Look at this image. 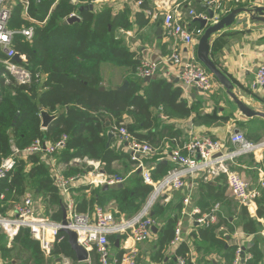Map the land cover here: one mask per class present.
I'll list each match as a JSON object with an SVG mask.
<instances>
[{"label":"trees","instance_id":"trees-1","mask_svg":"<svg viewBox=\"0 0 264 264\" xmlns=\"http://www.w3.org/2000/svg\"><path fill=\"white\" fill-rule=\"evenodd\" d=\"M91 1L77 0V3H73L72 0L39 2L29 0L26 11L21 4L13 7L10 28L34 26L33 40L28 42L21 36H16L15 49L26 55L33 70L45 72L46 78L41 83L19 85L12 78L6 83L0 70V164L12 153V143L20 149L15 156L12 170L6 177L0 178V195L4 194V198H0L1 214H6L10 203L19 199L25 191L31 190L44 201L46 212L52 211L50 215L52 220L56 222L62 220L61 207L64 205V198L55 183L50 165L41 154L23 151L35 140L55 142L64 134L67 136L65 147L54 155L57 162L67 165L63 172L65 176L81 172L85 166L70 164V161L73 158L85 157L99 161L106 174H116L112 167L113 162L122 160L123 167L127 170L132 162L129 153L113 146L114 137L107 144L108 131L111 127L106 123L115 120L118 124L125 121L126 116L130 119L126 123V129L130 134L138 141H146L159 148L158 153L148 159L155 165L151 170V176L154 180H159L172 167L171 162L165 161L162 157L160 150L162 141L164 138H177L179 133L170 125L161 126V119L154 109L162 107L164 114L170 118H185L192 112H199L200 104L189 105L182 97V87L178 86L174 79L154 75L145 82L136 75V70L141 65L140 60L115 36L118 29L132 28L130 9L124 7L114 13L112 7L105 4L98 9L93 7L92 10L79 11L80 6L90 4ZM140 7L143 10L147 9L148 1L142 0ZM72 12L78 14L80 21L65 24L64 20ZM148 20L147 17H143L142 12L135 14V23L139 26H143ZM193 24L197 25L196 20ZM218 40L214 43L212 55L217 50V45H221L219 50L223 46V42L218 43ZM104 62L128 69L125 76L128 81L126 89L117 90L103 86L100 65ZM42 110L56 114V118L44 129L41 126ZM198 115L205 119L203 121L207 124L222 123L231 118L230 116L220 118L213 113ZM238 124L244 126L242 122ZM244 134L248 140L254 142L259 140L264 136V121L250 127L247 125ZM233 149L234 146L231 147V150ZM248 156L250 160L246 165L256 166L255 160L250 154ZM241 158H237L230 168L238 170L236 163ZM87 168L91 170L92 167ZM253 172V176L256 177V170ZM128 173L120 187L103 189L102 186H83L82 188L89 189L91 196L89 200L81 199L77 203V210L91 211L94 205L103 206L114 201L119 214L125 216L135 214L151 192L152 186L143 182L139 171ZM210 182L201 179L200 185L204 186L206 194L201 207H198L200 213L196 216L209 211L216 203L229 204L224 195L226 190L224 175L221 174L214 179L213 184ZM257 203L256 215L262 219V224L250 217L245 206L240 207V221L236 224L229 222L228 217L223 218L220 215L217 223L209 225L196 223V229L190 233L194 250L206 254L215 252L220 254L221 259L198 260L195 264H229L232 261L236 245L221 237L223 234L221 231L216 232L222 224L227 226L229 232H233L237 226L244 232L252 234L264 230V195L257 199ZM152 211L154 217L160 218L161 226L151 261L176 264L174 255L166 256L164 251L174 237L179 214H167L168 207L160 203H156ZM3 237V235L0 237V242L3 241ZM13 240L25 248L30 247L35 253L41 251L39 242L30 237L26 228H20ZM110 242L115 247V255L119 259L123 249L115 246V237H110ZM188 248L187 243L182 242L175 249V254L184 255ZM249 251L252 257L246 264H263L264 250L258 245L257 240ZM51 254L57 256L62 254L76 259L65 233L59 231L56 232V242ZM90 259L91 264H98L95 252H91Z\"/></svg>","mask_w":264,"mask_h":264},{"label":"built area","instance_id":"built-area-1","mask_svg":"<svg viewBox=\"0 0 264 264\" xmlns=\"http://www.w3.org/2000/svg\"><path fill=\"white\" fill-rule=\"evenodd\" d=\"M39 2L40 0H35ZM214 12L212 22H216L224 15L225 3L237 0H203ZM142 0H137L132 4V0H92L93 7H100L108 4L113 9H122L126 5L140 7ZM21 4L23 10L26 11L29 0H0V70L1 75L8 83L12 78L17 84H31L40 82L46 78V73L42 70H33L27 60L25 54L16 51L14 40L16 36H21L24 41L31 42L34 37V26H22L18 29L9 27V21L13 7ZM157 10H163V27L164 32L173 37L176 41L185 45L184 50H174L169 55L164 56L161 62L145 61L141 62L140 67L136 70V75L140 79L152 77L156 75L160 64L173 66L177 70V79L181 86L186 88H195L201 91H208L212 87L213 75L199 62L196 55L197 44L203 29L191 28L180 11L168 7L163 9L155 2ZM117 11V10H116ZM148 15L155 13L153 10H146ZM24 15V14H23ZM77 15L72 12L69 16ZM191 18L196 15L193 10L189 11ZM68 16V17H69ZM27 19H30L26 16ZM18 54L19 61L14 60V56ZM254 83L256 86L264 85V60L260 63L254 73ZM158 116L162 120L169 117L163 113L162 107H158ZM110 132L115 138L116 148H122L130 154V161L134 167V171H139L145 184L151 185L152 190L148 194L146 200L140 209L133 215L125 216L119 214L117 208L112 209L109 206L94 205L92 210L79 212L77 210V202L71 198V188L81 183L92 184L94 181L92 171L86 172L82 168L81 172L76 175L65 176L64 170L66 164L55 163L54 159L47 160L46 163L52 166V175L57 184L66 204V224L62 225V220L56 222L54 220H45L35 218L36 207L33 194L25 192L19 199L13 201V206L6 214L0 213V227L8 240H13L19 233L20 228L29 230L30 237L39 242L40 249L46 253H51L54 243L56 242V232L62 226L74 231L77 235V242L87 252H95L97 254L98 264H137V247L136 244L149 241L152 236V228H158L161 222L152 215L153 207L157 201L164 202L167 200L169 193L181 191L186 186V179L201 173V179L204 182H210L223 174L225 177L226 191L230 197L236 199L240 205L246 208L252 206L256 211L258 208L257 199L264 195V166L260 165V160L264 153V136L257 141L248 140L245 134L238 130L230 135V143L234 146L233 150H225L223 142L212 140L208 137H193L187 142L177 145L168 153L167 161H170L172 167L159 179L154 180L151 176V170L155 168L148 159H151L159 151L158 147L146 141H138L126 129V122L116 123L112 120ZM67 136L64 134L55 142L35 140L31 145L24 148L23 151L36 152L46 156H52L60 153L66 145ZM12 153L2 160L0 164V178L7 176L15 164V156L20 149L13 143L11 145ZM217 153L220 155L215 156ZM252 155L258 164L255 167L257 175L253 179H247L237 170L231 169L235 160L244 155ZM90 159L73 158L70 164L74 162H84ZM94 161V160H93ZM149 163V165H147ZM92 164V163H91ZM94 164H100L99 161ZM100 184H122L124 177L114 174H103L99 171ZM4 198V194L0 195ZM189 202L186 196L182 203L181 214H187L193 218V223L209 225L215 222L219 204L216 203L209 211L200 213L195 208L186 212L185 206ZM50 214L52 213L49 210ZM51 218V216H50ZM48 229L52 230L49 236ZM120 236L119 246L123 252L118 259L113 256L110 250V237ZM186 242L183 237L182 220L178 219L174 237L169 242V248L175 250L177 246ZM184 255L174 254L176 264H195L192 244ZM249 247L243 242H237L234 251V257L229 264H245L252 254ZM90 257V256H89ZM88 264L91 260L88 258Z\"/></svg>","mask_w":264,"mask_h":264},{"label":"crops","instance_id":"crops-1","mask_svg":"<svg viewBox=\"0 0 264 264\" xmlns=\"http://www.w3.org/2000/svg\"><path fill=\"white\" fill-rule=\"evenodd\" d=\"M137 0H132V4ZM148 7L147 9H142L137 6L126 5L130 9V21L132 22L131 29H118L115 32V36L120 39L121 43L135 53V57H137L140 62L151 61V62H161L164 56L169 55L174 50H184L185 45L180 41H176L173 37L167 35L164 32L163 27V10H157L155 7V2L163 9L171 7V9L180 11L184 17V21L190 25L191 28H198L199 23L195 26L193 21L198 16H205L206 11H204L199 1L204 3L203 0H147ZM74 3V0H72ZM255 7H263L264 9V0H237V1H229L225 3L224 15L228 14L235 8H248L249 10L254 9ZM95 9H98L95 8ZM117 10V11H116ZM121 9L112 8L114 13L119 12ZM146 10L155 11L154 14L148 15ZM193 10L196 17L191 18L189 15V11ZM138 12L143 13V17H147L149 20L143 26H139L135 23V14ZM76 13V12H75ZM77 14V13H76ZM78 15V14H77ZM264 15V13H263ZM239 22L232 24L229 27L222 29L221 31L216 32L210 37V45L211 51L214 48V43L218 40V43L223 42V46L219 50L220 46L217 45V50L211 53V58L217 62V66L228 76L233 84L232 91L237 95V97L243 101L248 107L253 109L254 111L264 112V85L256 86L254 83V73L260 63L264 60V21H257L252 19L248 13H241L238 15ZM143 20V19H142ZM194 25V26H193ZM216 42V43H217ZM110 70V72L104 71V69ZM101 75L103 78V86L105 87H117L118 78H120V74L123 75L121 83H123L126 79L125 76L128 74V69L126 67L115 66L112 63L104 62L100 65ZM121 70V72L119 71ZM157 77H163L165 79H174L175 83L178 86H181V83L177 79V70L173 66H168L164 64H160L158 71L156 73ZM144 80V79H141ZM145 81V80H144ZM146 82V81H145ZM120 85V84H119ZM182 87V86H181ZM182 97L187 100L188 104L199 103V112H192V114L185 118H168L167 120L161 119V126L170 125L173 127V130H177L179 135L177 138H164L161 144V154L164 160L167 159L168 153L173 150L177 145L187 142L189 139L193 137H208L212 140H218L223 142L225 145V150H231L233 145L230 143V135L236 130H241L243 133L246 131L247 125L250 127L252 124L258 125L260 122L264 121V118L260 116H255L248 118L243 115L235 105L232 98L227 93L226 89L220 84L214 77L212 80V87L208 91H201L195 88H186L182 87ZM160 107V106H159ZM158 107L154 109L156 115L158 114ZM164 113V112H163ZM199 113H204L206 115H210L213 113L217 117H231L230 120H225L226 122L217 123V124H207L200 118ZM125 122L127 123L130 119L124 116ZM255 119V120H252ZM238 122H242L244 126H240ZM112 121L110 122L111 126ZM110 130L108 131V134ZM113 137V136H112ZM113 143L115 144V138ZM126 151V150H125ZM127 152V151H126ZM128 153V152H127ZM251 158L253 159L252 155ZM126 160V159H125ZM246 160H250L249 156L246 157ZM122 161V160H121ZM121 161H115L112 164V167L123 166ZM128 163L129 161L126 160ZM245 161V157H242L240 161L236 163V165L253 169L255 170L254 165L247 166ZM260 165L264 166V156L260 160ZM258 164H256L257 166ZM125 166V165H124ZM132 166L130 163L129 167ZM86 167V165H85ZM83 168V167H82ZM132 172V169L130 173ZM242 174V173H241ZM97 177V174L93 175ZM201 173L198 175H194L193 177H188L186 179V186L181 191H174L175 194H169L167 200L161 202L160 204L168 207V213L170 215L180 214L182 207H184L182 200L188 196L190 204L188 207L190 209H199L200 205L203 203V199L205 198L206 190L204 186L200 185L201 182ZM97 177L96 179H98ZM99 182V181H97ZM211 184L214 182L211 181ZM98 183H95V185ZM88 184L81 183L78 186L71 188L73 192V196L71 193V198L76 202H80L81 199L89 200L91 193L89 189L82 188ZM103 188V185H101ZM33 193V197H34ZM224 195L226 196V201H229L225 204H219L217 211V218L214 223L219 221L220 217L229 218V222H232L230 216H225V213H232L233 208H231V198L225 190ZM182 197V198H181ZM37 198V197H36ZM181 198V199H180ZM40 200L41 198L35 199ZM109 206L112 209L116 208V204L114 201H110L109 203L103 205ZM242 206V205H241ZM240 206V207H241ZM252 207V206H251ZM181 209V210H180ZM180 210V211H179ZM190 210V211H191ZM248 210V208H247ZM254 211V215L251 214V211L248 210L249 215L253 218L254 221H258L262 224V219L257 217L256 211ZM189 217V215H187ZM240 216V208L238 210V218ZM163 218V217H162ZM179 218H183L180 217ZM255 218V219H254ZM160 219V218H159ZM191 223L193 226H191ZM183 224V222H182ZM184 225V226H183ZM182 225L183 229V237L187 244L191 243L190 233L191 231L196 229L195 223H193L192 218H188L184 220V224ZM188 225L191 226L188 228ZM161 226V225H160ZM159 226V227H160ZM159 227L156 229V232L152 233L149 241L141 242L136 244L137 250H139L141 256V263L139 264H163L161 262H153L151 261V256L155 252V243L158 237ZM227 226L222 224L219 228L216 229V232L221 230H225ZM228 229V228H227ZM185 230H188L189 233L184 235ZM221 237H224L227 241L231 242L230 235L226 232L221 231ZM240 232L241 238L243 242L250 249L254 243V237L257 234L264 235V230H259L257 233H246L242 230L240 226L235 227L232 232L233 236H237ZM4 238V237H3ZM237 238V237H236ZM263 239V238H262ZM263 242V241H262ZM258 241V245L263 248L264 245L261 246V243ZM150 243V244H149ZM0 246V264H88V261H78L77 259H73L71 257H67L64 255H54V254H46L43 251H39L35 253L30 247H23L19 242L14 240H8L5 238L3 243ZM263 244V243H262ZM189 246V245H188ZM113 252V256L115 257V251ZM115 252V253H114ZM193 253L195 257V262L198 260H219L221 259L220 254L215 252H210L206 254L205 252H196L193 248ZM175 254V250L166 247L164 251V255L172 256ZM91 255V252L89 256ZM211 256L212 258H210ZM90 259V257H89ZM91 260V259H90ZM114 264V261H112ZM247 263V262H246ZM245 263V264H246ZM117 264V263H116Z\"/></svg>","mask_w":264,"mask_h":264},{"label":"water","instance_id":"water-1","mask_svg":"<svg viewBox=\"0 0 264 264\" xmlns=\"http://www.w3.org/2000/svg\"><path fill=\"white\" fill-rule=\"evenodd\" d=\"M201 8L206 11L205 16H198L195 18V20L199 23V27L203 29V33L199 38L197 49H196V55L199 62L207 68V70L215 77V79L223 85V87L226 89L229 96L234 101L235 105L237 106L238 110L245 115L248 118L260 116L264 118V112L261 111H254L250 107H248L243 101H241L237 95L232 91L233 84L231 80L228 78V76L217 66L215 61L211 58V45H210V37L215 34L218 31H221L222 29L231 26L234 23L239 22L238 15L241 13H248L252 19H255L257 21H264V9L263 7H255L252 10H249L248 8H235L232 11H230L228 14L222 15L216 22H212V19L214 17V12L209 6L205 3H202L199 1ZM83 9H93V4H87L82 5L79 7V11ZM79 22L80 17L78 15H72L67 17L64 20L65 24H72L74 22ZM14 60L19 61V56L16 54L14 56ZM152 77H145V81H149ZM128 85V81L125 80L122 85L115 87L117 90H124L126 89ZM56 118V114H50L45 110H42L41 112V126L42 128H46L51 121H53ZM106 125H110V121L106 123ZM236 130L235 132H237ZM112 133L110 132L108 134V140L107 144L110 143V140L112 138ZM128 152V151H127ZM129 153V152H128ZM220 155V153H217L215 156ZM264 156V153H263ZM166 161V160H165ZM149 165V163H147ZM101 173H104V170L101 169ZM122 184H113V185H103V189H108L109 187L116 188L120 187ZM62 225L66 224V204H64L62 207ZM253 207H248V210L251 211V214L254 215V211L252 210ZM153 215V213H152ZM255 219V218H254ZM156 227L152 228L153 232H156ZM59 232L65 233L67 237V242L71 248V250L74 252V255L78 261H87L89 258L88 252L77 242V235L74 231L68 229L65 226H62L59 229ZM115 246L119 247V236L117 235L115 238Z\"/></svg>","mask_w":264,"mask_h":264},{"label":"rangeland","instance_id":"rangeland-1","mask_svg":"<svg viewBox=\"0 0 264 264\" xmlns=\"http://www.w3.org/2000/svg\"><path fill=\"white\" fill-rule=\"evenodd\" d=\"M171 1V0H170ZM74 3H77V0H74ZM95 8H97L96 6H95ZM104 71H105V73L106 72H110V70L109 69H107V67L104 69ZM120 72H121V70H119ZM124 75V74H123ZM123 75H119L120 76V78H118V82H117V84H118V86H120V85H122L123 83H121V80H122V77H124ZM40 83H41V81H40ZM120 84V85H119ZM57 108H59V106H57ZM44 129V128H43ZM242 157H245V161H248V160H246V157H247V155H244V156H242ZM50 159H54V161H55V163H59V162H57V158L54 156V155H50V156H46V159H44L45 161H47V160H50ZM94 162H96V161H93V160H90V162L88 161V160H86V161H84V162H79V161H77V162H74V164H78V165H82V166H85L86 165V167H85V171L86 172H89V171H92L94 174H97V172L99 171L100 173H101V166H100V164L98 165V167H97V165L96 164H94ZM92 163V164H91ZM119 163H122V161L121 162H119ZM92 167L91 168V170H87L88 168L87 167ZM51 168H53L52 166H50ZM237 168H238V172L241 174H243L247 179H253V178H255L254 176H253V171H255V170H253V169H248V168H244V167H241V166H238L237 165ZM131 169H132V172H134V167L133 166H130V167H128V170L127 169H125V167H123V166H118V167H115V170H116V174H114V175H116V176H119V177H127V175L129 174L128 172H130L131 171ZM131 172V173H132ZM103 174H105V172L103 173ZM97 177H95V179H96ZM95 183H98V184H96L95 185ZM88 185H90V187H99V186H101V185H103V184H100L99 182H97V181H95V182H93L92 184H88ZM25 192H31L32 194H33V191H31V190H27V191H25ZM70 193H72V195H73V192L71 191ZM170 194V193H169ZM171 194H175L174 192H171ZM74 196V195H73ZM21 197V196H20ZM19 197V198H20ZM36 195H34V201H36L35 199H37V198H39V197H37ZM75 197V196H74ZM182 198V197H181ZM180 198V199H181ZM229 198H231V197H229ZM16 201V200H15ZM76 201V200H75ZM157 203H160V201H157ZM189 204H190V201L188 202V204L185 206V208H186V212H189L191 209H190V207H188L189 206ZM10 205V207H9V209L7 210V212L8 211H10L11 209H12V206H13V203H10L9 204ZM240 203L236 200V199H234L233 197L231 198V208H233V212L232 213H225V216H230V219H231V221H232V223L233 224H236L237 222H239L240 221V219L238 218V210H239V208H240ZM35 207H36V212H35V214H34V216H35V218H39V219H45V220H50L51 218H50V212H46V210H45V203H44V201L41 199V201L40 200H37L36 201V203H35ZM6 212V213H7ZM179 216L180 217H183L181 220H182V222H183V224H184V220L185 219H188L189 217L187 216V214H184V215H182L181 214V212H180V214H179ZM193 219V218H192ZM253 219V218H252ZM52 220V219H51ZM160 221V220H159ZM216 221V220H215ZM182 224V225H183ZM199 225H204V224H199ZM184 226V225H183ZM191 226H193V224L191 223ZM191 226H189L188 225V228H190ZM221 231H223V232H226L227 233V231H228V229L227 228H225V230L223 229V230H221ZM187 232L189 233V231L188 230H185V232H184V235L185 234H187ZM229 235H230V240H231V244H234V245H236V243L237 242H241L243 239L241 238V235L242 234H240V232L237 234V236H233V237H231V235L233 234L232 232L231 233H228ZM2 235L4 236V238H3V240H5V238H6V236H5V234L3 233V230L1 229V227H0V237H2ZM237 237V238H236ZM116 238V237H115ZM263 238V239H262ZM7 239V238H6ZM254 240H257V241H259V242H262L261 243V246L262 245H264V235H262V234H257L255 237H254ZM1 243H3V241H1L0 242V246L2 245ZM119 243H121L120 242V236H119ZM150 244V243H149ZM138 248V247H137ZM235 248H236V246H235ZM41 250V249H40ZM110 250L111 251H115V247L113 246V244H111L110 245ZM42 251V250H41ZM113 253V252H112ZM115 253V252H114ZM140 253L141 252H139V250H137V256H136V260H137V264H139V263H141V256H140ZM114 255V254H113ZM210 258H212L211 256H209ZM114 264H116V263H114ZM263 264H264V262H263Z\"/></svg>","mask_w":264,"mask_h":264},{"label":"bare ground","instance_id":"bare-ground-1","mask_svg":"<svg viewBox=\"0 0 264 264\" xmlns=\"http://www.w3.org/2000/svg\"><path fill=\"white\" fill-rule=\"evenodd\" d=\"M93 175H95V174H92V177H93L94 181H99L100 176L97 175V177H99V178L98 179H95V177ZM48 234H49V236L52 234V230L51 229H48Z\"/></svg>","mask_w":264,"mask_h":264}]
</instances>
